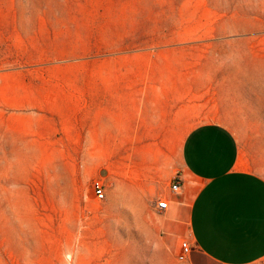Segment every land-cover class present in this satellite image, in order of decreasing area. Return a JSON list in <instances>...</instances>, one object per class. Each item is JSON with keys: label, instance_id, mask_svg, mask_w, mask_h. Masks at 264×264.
<instances>
[{"label": "rangeland", "instance_id": "rangeland-1", "mask_svg": "<svg viewBox=\"0 0 264 264\" xmlns=\"http://www.w3.org/2000/svg\"><path fill=\"white\" fill-rule=\"evenodd\" d=\"M209 121L264 135V0H0V264H185L156 204Z\"/></svg>", "mask_w": 264, "mask_h": 264}, {"label": "crops", "instance_id": "crops-1", "mask_svg": "<svg viewBox=\"0 0 264 264\" xmlns=\"http://www.w3.org/2000/svg\"><path fill=\"white\" fill-rule=\"evenodd\" d=\"M180 156L182 188L155 221L158 245L178 258L189 242L185 264L263 261L264 135L202 122L184 136Z\"/></svg>", "mask_w": 264, "mask_h": 264}, {"label": "built area", "instance_id": "built-area-1", "mask_svg": "<svg viewBox=\"0 0 264 264\" xmlns=\"http://www.w3.org/2000/svg\"><path fill=\"white\" fill-rule=\"evenodd\" d=\"M181 176L177 175L173 182H172V186H171V191L174 194H177L181 191L182 188V183H181ZM93 191L95 196L97 197V199L102 200L105 197V186L102 182L97 181L93 184ZM170 205V201L168 198H164V199H160L157 202V209L159 211H166L169 208ZM192 252V246L190 245L189 242L184 241L181 245V252L178 255V260L180 262L186 261V259L188 258V256L191 254Z\"/></svg>", "mask_w": 264, "mask_h": 264}]
</instances>
